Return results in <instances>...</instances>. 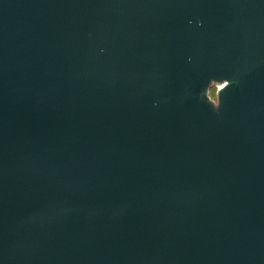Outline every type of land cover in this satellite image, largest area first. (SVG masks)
I'll list each match as a JSON object with an SVG mask.
<instances>
[{
    "label": "water",
    "instance_id": "1",
    "mask_svg": "<svg viewBox=\"0 0 264 264\" xmlns=\"http://www.w3.org/2000/svg\"><path fill=\"white\" fill-rule=\"evenodd\" d=\"M0 264H264V0H0Z\"/></svg>",
    "mask_w": 264,
    "mask_h": 264
},
{
    "label": "rangeland",
    "instance_id": "2",
    "mask_svg": "<svg viewBox=\"0 0 264 264\" xmlns=\"http://www.w3.org/2000/svg\"><path fill=\"white\" fill-rule=\"evenodd\" d=\"M212 86H211L212 88L210 89V92H209V96L212 100H216V88L218 86H220V84L214 83Z\"/></svg>",
    "mask_w": 264,
    "mask_h": 264
},
{
    "label": "built area",
    "instance_id": "3",
    "mask_svg": "<svg viewBox=\"0 0 264 264\" xmlns=\"http://www.w3.org/2000/svg\"><path fill=\"white\" fill-rule=\"evenodd\" d=\"M218 87H219V86H218ZM218 87H217V88H218ZM217 88H216V89H217ZM209 97H210V96H209ZM214 101H215V100H214Z\"/></svg>",
    "mask_w": 264,
    "mask_h": 264
}]
</instances>
